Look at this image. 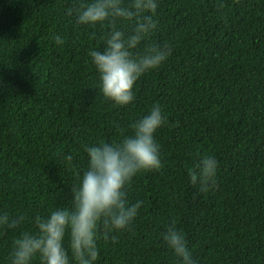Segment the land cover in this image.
Instances as JSON below:
<instances>
[{"label": "trees", "instance_id": "16d2710c", "mask_svg": "<svg viewBox=\"0 0 264 264\" xmlns=\"http://www.w3.org/2000/svg\"><path fill=\"white\" fill-rule=\"evenodd\" d=\"M79 2L0 0V209L30 218L68 205L84 146L130 133L157 103L162 166L126 186L141 207L114 239L98 240L95 264H178L161 238L168 227L185 234L198 264H264V0H159L144 44L167 43L171 54L124 106L101 94L88 55L106 26L65 15ZM200 154L218 161L208 192L186 174ZM15 235L0 232V264Z\"/></svg>", "mask_w": 264, "mask_h": 264}, {"label": "clouds", "instance_id": "9594fccd", "mask_svg": "<svg viewBox=\"0 0 264 264\" xmlns=\"http://www.w3.org/2000/svg\"><path fill=\"white\" fill-rule=\"evenodd\" d=\"M158 4L159 0H80L65 12L76 26H106L103 47L88 55L101 94L116 105L130 104L138 78L171 54L167 43L144 44L157 29ZM53 39L63 44L60 35ZM165 123L162 107L153 103L146 114L129 124L130 133L116 141L85 145L87 166L78 174L68 205L30 218L23 212L0 209V232H16L8 264H95L98 240L114 239L109 233L126 229L141 207L142 201L128 203L126 186L139 171L162 166L154 133ZM65 159L71 161L72 154ZM217 169L214 156L200 154L186 168L189 185L197 192L212 190ZM26 222L31 223V229H22ZM161 238L178 264H198L182 231L168 227Z\"/></svg>", "mask_w": 264, "mask_h": 264}]
</instances>
